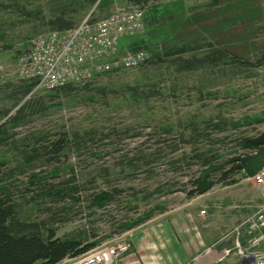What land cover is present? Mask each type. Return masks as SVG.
I'll return each instance as SVG.
<instances>
[{"label":"rangeland","instance_id":"1","mask_svg":"<svg viewBox=\"0 0 264 264\" xmlns=\"http://www.w3.org/2000/svg\"><path fill=\"white\" fill-rule=\"evenodd\" d=\"M63 1L23 0L32 14L26 16L0 0L8 4L0 8V124L9 131V145L0 147L1 185L10 188L21 219L53 215L55 236L83 231L98 240L87 252L125 240L121 264L133 244L128 230L115 233L119 220L156 213L160 206L176 207L196 195L189 190L203 168L254 153L239 141L264 134V0H148L140 8L143 31L119 40L122 55L142 48L140 65L93 71L73 82L71 90L30 86L18 74V58L29 50L31 39L57 31L49 19L63 11L74 25L134 6L114 0L103 9L82 3L64 9ZM181 47L189 50L176 53ZM219 49L224 54L217 58ZM154 54L160 57L150 64ZM206 55L207 61L182 69L183 59ZM53 143L58 150L50 153ZM21 146L28 154L33 148L39 153L26 161ZM199 155L214 158L202 166ZM210 175L220 176L216 171ZM226 177L211 188L219 201L241 192L244 182L248 188L243 190L261 202L264 186L252 179L241 182L244 175L238 170ZM41 184L46 190H71L40 193ZM102 192L111 193L106 204L96 201ZM259 202L223 233L227 248L208 247L187 264L264 262V241L261 247L251 246L247 223L236 229ZM213 251L218 256L209 261L207 254ZM65 259L57 264H69L70 258Z\"/></svg>","mask_w":264,"mask_h":264},{"label":"built area","instance_id":"2","mask_svg":"<svg viewBox=\"0 0 264 264\" xmlns=\"http://www.w3.org/2000/svg\"><path fill=\"white\" fill-rule=\"evenodd\" d=\"M143 29L142 11L139 7L132 6L116 10L94 23L84 19L71 29L38 35L30 40L29 50L19 56L18 74L23 79H35L39 86L54 88L86 79L93 71L101 73L114 71L119 67H136L144 61L145 55L141 51L122 55L119 40L140 34ZM89 63L96 65L90 69ZM251 178L255 184L264 186L262 173L258 172ZM245 223L249 226L251 246L261 247V242L264 241V193L256 209L236 229ZM254 229L261 233H255ZM127 249V242L118 239L114 244L68 261L69 264H118L120 256ZM257 264L264 262L259 261Z\"/></svg>","mask_w":264,"mask_h":264},{"label":"trees","instance_id":"3","mask_svg":"<svg viewBox=\"0 0 264 264\" xmlns=\"http://www.w3.org/2000/svg\"><path fill=\"white\" fill-rule=\"evenodd\" d=\"M9 6L14 7L16 10L23 12L26 16H31L32 14L25 10L23 5L21 4L23 0H8ZM30 1V0H28ZM66 0L61 2L62 6H64V9L66 7H74L75 4H84L87 6H97L98 8H104L106 6H109L114 0ZM132 5L137 6L141 8V6H144L147 4L148 0H127ZM220 0H213L215 4H218ZM60 3V4H61ZM8 5V4H7ZM7 5H5L3 2H0V8L6 9ZM63 12V11H62ZM61 14H58L57 16L52 17L48 20L47 24L50 28L57 30V31H64L67 29H70L77 24L73 25V19L68 18L64 19V16ZM58 13V10H57ZM109 14L105 16H89L90 22L97 21L99 19L107 17ZM143 20H145V15L143 12ZM4 34L0 31V40L3 41ZM4 48H8L4 47ZM142 48L134 49L133 52H137ZM189 50L188 47H181L176 49V53H185ZM122 53V49L120 51ZM216 56L217 58H220L221 55L224 54V51L219 49ZM212 56V55H210ZM160 56L158 54L152 55L147 62L150 64H153L156 62V60ZM206 60L207 61V55L203 58L194 59V58H185L182 60V69H191L194 67V65H197L195 63H200L201 61ZM196 61V62H195ZM108 72H113L108 71ZM23 82H26L27 84H30V86L36 84L35 79H23ZM72 83L68 82L60 86V88L64 90H71L72 89ZM29 86V87H30ZM28 87V88H29ZM1 115V112H0ZM6 124L2 123L0 124V147L8 146L9 143H7L8 139V133L9 131L6 129ZM240 145H246L245 147L254 149V147L250 146V141L248 139H243L239 141ZM23 146H21L22 148ZM58 150V145L53 143L51 152H54ZM25 151L26 154V161H29L31 159H34L39 153V148H33V152L31 154H28L27 148H22ZM22 150V151H23ZM23 151V152H24ZM201 158L200 164L202 166L208 165L212 162V157L202 156L199 155ZM244 175V174H243ZM229 177V176H227ZM226 177V178H227ZM1 178H0V264H57L60 261L64 260L65 258H74L77 257L87 251H89L91 248L98 245L99 241L90 240L87 235L83 232H77L76 234H71L64 237H57L54 234V228L52 224L56 221L55 217L52 215L49 219H41L38 221H28L21 219L19 217L18 212V206L16 201H14L12 197V193L10 191V188H6L4 185H1ZM230 182H227L228 184H232L235 182V180H229ZM234 181V182H232ZM221 183L225 182V179L220 181ZM64 185H69L67 182L63 183ZM40 187V193L43 190H46V185L41 184ZM67 189L71 190V188L68 186L67 188H60L55 189V187H49L47 191L48 194H59L63 191H66ZM191 193L188 192V195ZM41 196H43L41 194ZM59 197V195H58ZM111 200V193L109 192H102L101 195L98 196V200L96 201L100 202L101 204H106L108 201ZM156 213L148 212L144 214L143 216L137 217V218H129L128 220L121 221L119 220L116 226L115 233L121 234L126 230L132 229L146 220L150 219L153 215L163 212L166 210L164 206H160L158 209H156Z\"/></svg>","mask_w":264,"mask_h":264},{"label":"crops","instance_id":"4","mask_svg":"<svg viewBox=\"0 0 264 264\" xmlns=\"http://www.w3.org/2000/svg\"><path fill=\"white\" fill-rule=\"evenodd\" d=\"M260 173L264 175V169ZM250 179L254 181L244 175L241 182ZM242 187L248 188L244 182ZM243 189L237 195L226 192L229 196L221 201L218 192L209 189L128 230L132 252L121 264H187L208 247L227 248L229 241L222 238L223 233L259 202L250 190ZM201 209L207 210L202 214ZM217 254L209 252L208 260Z\"/></svg>","mask_w":264,"mask_h":264},{"label":"water","instance_id":"5","mask_svg":"<svg viewBox=\"0 0 264 264\" xmlns=\"http://www.w3.org/2000/svg\"><path fill=\"white\" fill-rule=\"evenodd\" d=\"M250 146L255 149L252 154L234 156L227 162L217 165H209L203 168L199 172L198 177L192 182L194 188L189 191L196 194H202L211 189L216 183L220 182L227 173L232 172L233 170L242 171L247 177H253L255 174L262 171L264 169V134L250 140ZM227 163L234 164L230 168L223 170L222 174L217 177V179H208L211 172L221 169Z\"/></svg>","mask_w":264,"mask_h":264},{"label":"flooded vegetation","instance_id":"6","mask_svg":"<svg viewBox=\"0 0 264 264\" xmlns=\"http://www.w3.org/2000/svg\"><path fill=\"white\" fill-rule=\"evenodd\" d=\"M234 163H227L224 167H222L221 169H219V170H216V172L219 174V175H221L222 174V172H223V170L224 169H226L227 167H231L232 165H233ZM214 172V171H213ZM231 172H229V174H230ZM211 174V173H210ZM209 174V176H208V179H211V175ZM225 177H226V175H225Z\"/></svg>","mask_w":264,"mask_h":264}]
</instances>
